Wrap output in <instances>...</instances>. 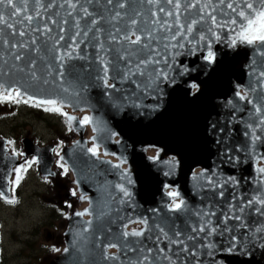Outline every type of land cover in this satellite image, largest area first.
<instances>
[{
    "label": "snow or ice",
    "instance_id": "1",
    "mask_svg": "<svg viewBox=\"0 0 264 264\" xmlns=\"http://www.w3.org/2000/svg\"><path fill=\"white\" fill-rule=\"evenodd\" d=\"M33 2L35 14H25L20 19V23L27 25L26 29H21L8 23L5 15L7 10L10 15L18 16L21 12L19 0H0V47H7L11 53L13 65L9 72H22L27 77V79L0 81V102L15 100L19 103L24 97L25 105L32 101L33 106L42 108L46 113H57L66 117L69 132L72 131L74 122L80 128L95 124L93 132L106 130L101 121H94L88 115H84L77 121L75 116L62 111L66 102L71 103L72 99H85V94L92 87L85 79V74L87 78L94 80L106 90L105 95L109 98L112 92L125 94L131 92L135 95L139 90L142 94L147 93L157 103L143 106L136 104L134 107L150 108L156 111L162 107L164 98L169 95L168 89L181 91L186 88L188 91L184 93L185 96L199 97L202 91L201 84L198 76L194 74L206 75L208 67L217 64L218 56L217 51L214 50V43L221 40V32L234 33L227 38L232 48H237L239 44L256 45L257 54L264 57V0H187V2H182V0H83V2L62 0L59 4L55 0H47L46 3L44 0H33ZM133 2L155 6L158 12H151L154 18L145 20L138 18L143 14L135 8L132 9L131 15L127 11H120L126 8V3ZM164 3L170 5L171 8L163 7ZM92 5H100L105 13H111L107 17V23L111 27L102 26L106 17L104 13L97 12L94 7L90 8ZM55 7L65 11V16L62 18L63 23H61L60 12H52L45 18L44 12ZM24 11L25 13L28 11L27 0H24ZM192 11L195 12V16H192ZM50 24L59 26L57 35H52L54 28L50 27ZM65 25H70V27L66 28ZM4 29L11 30L8 35L12 39H4ZM30 32L37 35L33 37L29 34ZM68 32L71 34H67ZM16 37L20 39L17 40ZM12 49L15 51H11ZM89 49L94 52V57L89 54ZM24 51L51 54L45 71L48 76H53L54 81L58 78V82L53 85L56 94L52 98H40L34 94L33 89L42 91L41 85H49L50 82L46 77L37 76L35 59H28L25 62V56L22 55ZM187 57L193 59L186 63ZM72 61L82 63L74 64L71 63ZM201 61L207 67H201ZM7 62L4 60V64ZM93 64L96 65L95 68H92ZM53 65H55L54 75ZM5 74L0 69V76ZM67 76H72L73 80L69 82L70 87H63ZM259 76L264 79V70L260 71ZM81 80L85 82L78 83ZM123 85H128V87L124 88ZM235 95L240 101L251 103L247 94L236 91ZM228 104L236 111H242L231 100ZM253 107L256 108L257 113H262L260 107L256 105ZM137 115H145V113L137 112ZM259 125L264 131V119H260ZM245 127L248 131H245L244 135L246 137L250 135V151L255 155L257 148L264 144V137L256 131L252 124H246ZM210 128L217 132L224 131L223 128H217L215 122L210 124ZM110 135L115 137L118 134L111 132ZM8 143L14 142L8 141ZM76 145L82 151L84 150L80 141H77ZM99 147L96 137L93 136L92 146L86 149V154L99 160L101 155ZM52 151L59 158L57 167L61 171L60 173L49 172L45 176V181L53 175L59 174L67 177L69 174V167L61 150L54 147ZM103 155L108 156L109 153L105 151ZM157 155H159V150ZM225 156L233 164L240 162L239 157H233L228 153H225ZM260 158L264 159V156ZM39 162L38 158H32L26 160L24 166H18L15 169L14 183L19 186L20 173L26 172ZM103 163L109 162L103 161ZM88 167L91 170L92 166ZM113 167L119 168L120 165H113ZM256 171L264 175V167H259ZM164 174L170 175L168 172ZM214 175L215 173L207 175L206 172H201L199 176L193 175V179H205L207 190L216 193L219 199L225 198V185L231 184L238 188L242 179L229 176L226 180L219 181L213 179ZM120 180L124 183H116L113 186L120 196L109 193L100 211L96 213L95 227L94 222L89 220L82 229L83 232L92 230V248L100 249L105 260H120L121 264H154L157 257L163 256L169 264H175L173 257L178 258L180 253H187L192 257L198 254L197 245L192 244L189 247L186 241H194L199 237V247L208 249L206 254L212 255L211 250L216 248L212 237H224L226 233L229 234L230 241L227 251L233 253L238 250L236 246L238 237L234 234L235 230L229 227V222L235 221L238 227L245 229L247 222L243 214L246 211H254L256 215L264 217V198L248 199L246 202L240 200L232 204L231 201L238 200L237 194L233 192L228 212L221 213L222 219L215 224L212 218L217 216V211L214 210L215 205L209 204L192 213L197 218L196 221L191 223L185 221L181 226L177 223L179 214L188 212L189 208L186 199L182 198L181 192L172 184L163 185L167 202H162L159 207L147 210L153 214L152 216L147 214L133 216L135 208L131 207L133 194L129 188L133 181L128 172H123ZM261 182L264 183V180ZM75 184L76 188L81 187L80 180L75 181ZM204 187L205 185L198 186L200 189ZM217 189H219L218 192ZM70 195L76 197L77 190H70ZM0 198L5 199L11 205L18 203L15 199L7 198L3 191H0ZM80 199L82 202L88 199L91 204V200L84 195H81ZM112 204H116L117 207L113 208ZM119 205L130 206L131 211L125 213ZM65 207L71 209L74 206L71 202H67ZM164 212L177 215L169 217L162 215ZM89 214H91L90 209L72 213L77 218ZM133 224H139L141 227L129 231V226ZM221 225H223L222 228ZM189 230L196 235H187ZM256 232L264 233V228H257ZM200 234L203 235L200 236ZM165 243L176 246L177 250L172 252L171 248L161 247ZM101 245H103L102 248ZM108 249H118L125 258L104 255ZM154 249L156 256L152 255ZM52 251L59 252L60 249L53 247ZM63 252L68 253L69 248H64ZM84 252L86 256H91L89 251L84 250ZM129 252L138 255L134 259L126 258ZM169 252L172 253L171 256L167 255ZM90 264H95L94 260L90 261Z\"/></svg>",
    "mask_w": 264,
    "mask_h": 264
},
{
    "label": "water",
    "instance_id": "2",
    "mask_svg": "<svg viewBox=\"0 0 264 264\" xmlns=\"http://www.w3.org/2000/svg\"><path fill=\"white\" fill-rule=\"evenodd\" d=\"M44 2L46 3L47 0ZM55 2L59 4L62 0H55ZM182 2H187V0H182ZM19 4L21 12L18 16L10 15L7 10L5 15L8 23L26 29L27 25L19 21L25 14H35V4L33 0H27V13L24 11V0H19ZM162 6L166 9L171 8L166 3ZM93 7L97 12L104 13L106 17L102 26L111 27L107 23V17L111 13H105L100 5L90 6V8ZM133 8L143 14L138 18L145 20L154 18L151 16V12H158L155 6L137 2L126 3V8L120 11H127L131 15ZM52 12H60L61 23H63L62 18L65 16V11L55 7L44 12L45 18ZM192 16H195L194 11H192ZM49 26L54 28L52 35L59 33V26L51 24ZM65 27L69 28L70 25H65ZM10 31L4 29V39H12L8 35ZM29 34L33 37L37 35L31 32ZM220 35L221 40L214 43V50L217 51L218 56L217 64L208 67L206 75L194 74L198 76L201 84L202 91L199 97L185 96L184 93L188 91L186 88L181 91L168 89L169 95L164 98L162 107L156 111H152L150 108L134 107L136 104L143 106L157 103L147 93L142 94L139 90L135 95H132L131 92L127 94L112 92L109 98L105 95L106 90L94 80L87 78L85 74V79L92 85L85 94V99H72V102H66L63 108L68 109L70 111L68 115L75 116L77 121L81 119L82 114H88L94 121H101L106 130L93 132L95 124L80 128L74 122L73 133L76 137L78 136V141L83 144L84 150L82 151L75 142H65L61 152L65 157L77 190V196L72 199V205L74 206V202H77L81 195L89 198L91 204L86 199L81 201L80 209L74 210L73 208L70 211L63 221L64 225L60 228V235L57 236L56 245L60 251L49 255L43 264H90L92 260L95 264H121L120 260H105L100 249L92 248V230L83 232L82 229L89 220L94 222L93 226L95 227L96 213L100 211L109 193L117 197L120 196L118 192H115L113 186L116 183H124L120 180L123 172H128L133 181V184L129 186L133 194L131 207L135 208L133 216L136 214L152 216L153 214L147 210L159 207L162 202H167L166 190L163 185L172 184L181 192L182 198L186 199L189 208L188 212L179 214L177 223L181 226L185 221L189 223L196 221L197 218L192 213L209 204L215 205L214 210L217 211V216L212 218L215 224L222 219L221 213L228 212L233 192L237 194L238 200L231 201L232 204H236L240 200L246 202L248 199L264 198V183L261 182L264 180V175L256 171L259 167H264V159L260 158L264 156V151H262L264 144L258 147L256 154L253 155L250 151V135L249 137L244 135L245 131H248L245 125L252 124L256 131L264 137V131L259 125L260 119H264V79L259 76L260 71L264 70V57L257 54L256 45L239 44L237 48H232L227 38H230L234 33L223 31ZM15 39L19 40L20 38L16 37ZM11 51H15V49ZM88 51L94 57V52L91 49ZM22 55L25 56V62L28 59H35L37 76L46 77L50 82L49 85H41L42 91L33 89L34 94L40 98H52L56 94L53 85L58 82V78L54 81L53 76H48L45 71L51 54L24 51ZM192 59V57H187L186 63ZM4 60L8 61L7 64H4ZM71 63L80 64L82 62L72 61ZM12 65L13 60L9 49L0 47V69L6 73L0 76V81L27 79L25 73L9 72ZM200 65L207 67L203 65L202 61ZM95 67L96 65L93 64L92 68ZM54 74L55 65H53ZM72 80V76H67L63 87H70L69 82ZM83 82L85 81L81 80L78 83ZM122 87L127 88L128 85ZM236 91L247 94L251 103L240 101L235 95ZM229 100L242 111L233 109L228 104ZM253 105L260 107L262 113H257ZM137 112H144L145 115H137ZM213 122L216 123L217 128H223L224 131L217 132L210 128V124ZM87 127L90 128L88 139L86 136ZM111 132H116L118 135L111 137ZM93 136L96 137V143L100 146L99 160L86 154V149L92 146ZM5 145L6 141L0 139V191L5 192L7 198L10 195V183L11 178L15 176V169L18 166H24L25 161L30 160L31 157L39 159L38 168L43 177L47 176L49 172L59 173L58 170H54L56 157L52 149L56 147L55 144L40 147L34 144L33 139L25 138L22 143V152H24L22 159L17 154H10ZM158 150L159 155H157ZM105 151L109 153L108 156L103 155ZM225 153L239 157L240 162L233 164L227 160ZM122 160L123 163H121ZM103 161L109 163H103ZM89 165L92 166L91 170ZM113 165H120V167L116 168ZM166 172L170 175L166 176L164 174ZM201 172H206L207 175L215 173L213 179L219 181L226 180L229 176L242 179L238 188L231 184L225 185V198L219 199L216 193L207 190L205 179H193V175L199 176ZM50 178L58 179V175H53ZM77 180H80V188H76L75 181ZM199 185H205V187L200 189ZM66 191L69 190L66 189ZM218 191L219 189H217ZM63 200L70 201L71 199L70 196H67ZM85 202L87 204L83 209ZM111 206L117 207L116 204ZM119 207L125 213L131 211V207L128 205H119ZM86 209H90L91 214L81 218L72 215L75 211ZM162 215L175 217L177 214L164 212ZM243 216L247 222L245 229L238 227L235 221L229 222V227L235 230L234 234L238 237L237 251L233 253L227 251L230 243L228 233L224 237H212L216 243V248L211 250L212 255L206 254L208 249L199 247L198 237L197 240L186 241L189 247L192 244L197 245V256L192 257L187 253H180L178 258L173 257L175 264H264V233L256 232L257 228H264V217L256 215L254 211H246ZM140 227L139 224H133L129 226L128 230ZM222 227L223 225H221ZM186 234L196 235L190 230ZM202 235L200 234V236ZM102 247L103 245H101ZM161 247L171 248L172 252L177 250L176 246L166 243ZM64 248H69V252H63ZM84 250L89 251L91 256H86ZM104 255L125 258L118 249H108ZM137 255V253L129 252L126 258L134 259ZM152 255L156 256L155 249ZM167 255L171 256L172 253L169 252ZM154 264H169V262L163 256H159Z\"/></svg>",
    "mask_w": 264,
    "mask_h": 264
},
{
    "label": "rangeland",
    "instance_id": "3",
    "mask_svg": "<svg viewBox=\"0 0 264 264\" xmlns=\"http://www.w3.org/2000/svg\"><path fill=\"white\" fill-rule=\"evenodd\" d=\"M15 112H8L7 126H14V132L9 136L13 139L15 146L20 147L23 138L34 139L39 146L49 145L53 142L61 143L58 139V133L62 134V142L72 143L75 135L68 131V126L63 116L57 113H46L36 107H27L16 105ZM20 109V112L18 113ZM29 110L42 113L47 121L40 120L36 115L30 114ZM63 111V110H62ZM14 113V116H12ZM6 125V124H5ZM5 129V128H4ZM67 137H70L67 139ZM21 139V140H20ZM22 146V145H21ZM59 176V174H58ZM20 183L17 191L18 203L5 206L0 202V264H43L57 242L53 240L51 233L60 235L58 230L63 226L64 219L70 211L80 209L81 199L74 202L73 208L63 207L66 214L60 215L56 205L60 206L63 198L70 196V190L75 189L73 183H69V177L48 180V183L39 176L33 167ZM18 186V187H19ZM64 186L65 188H63ZM65 189V190H64ZM68 189L69 191H66ZM53 197V198H52ZM50 201L56 208L49 209L45 201ZM48 202V201H47ZM53 209H55L53 211ZM61 228V227H60ZM135 229V228H133ZM31 234V240L29 235ZM28 243H25L26 241ZM56 247H58L56 245ZM26 249V250H25ZM28 256V259H19L15 256L22 252Z\"/></svg>",
    "mask_w": 264,
    "mask_h": 264
},
{
    "label": "flooded vegetation",
    "instance_id": "4",
    "mask_svg": "<svg viewBox=\"0 0 264 264\" xmlns=\"http://www.w3.org/2000/svg\"><path fill=\"white\" fill-rule=\"evenodd\" d=\"M16 105H22V106H27V107H35V106H33V103H28L27 105H25L24 103H23V100H20V102L19 103H17L15 100H13V101H10V102H0V139H2V140H5L6 141V145H5V147L7 146V148H8V150H9V152H10V154H17L18 156H19V158L20 159H22L23 158V154L21 155V154H19V153H23L22 152V143H23V140H25V138H23L22 139V141H21V144H20V147H18V145H17V147L15 146V144L14 143H12V144H9L8 143V141H13V139H11L10 138V136H9V134H10V132H14L15 130H14V126H12L11 128H9L8 126H7V124H9L8 123V115H7V113L8 112H15V108L16 107H18V106H16ZM37 109H41L42 110V108H39V107H36ZM43 111V110H42ZM20 112V109H19V111H18V113ZM29 112H30V114H34V115H36L40 120H44V121H47V119L43 116V114L42 113H38L39 115H37L36 114V112L35 111H32V110H29ZM12 116H14V113H13V115ZM6 124V125H5ZM5 128V129H4ZM62 137V134L61 133H58V139H59V141L61 142V143H58V142H53V143H51V144H55L56 145V148H61V146H62V144H63V142H62V140L60 139ZM21 140V139H20ZM14 142V141H13ZM22 145V146H21ZM58 161V160H57ZM57 161L55 162V166H54V170L56 171V170H58L59 171V173H60V169L57 167ZM35 168V170H36V165H33L30 169H28L26 172H21L20 173V176H21V182L20 183H24L25 181H24V179L27 177V175H28V173L30 172V170L32 169V168ZM36 172H37V170H36ZM38 173V172H37ZM39 174V173H38ZM40 176V175H39ZM61 176H63V175H60V177ZM41 177V176H40ZM42 178V177H41ZM65 178H67V177H65ZM44 180H45V178H43ZM49 180V179H48ZM48 180L46 181L47 183H48ZM14 181H15V176H13L12 178H11V183H10V195H9V199H15V200H18V197H17V194H18V190H19V188H20V186L18 187L15 183H14ZM53 198V197H52ZM52 198H50V199H47V201H45L46 202V204L47 205H49L48 207H49V209H52V208H58V211H59V213H60V215H63V214H66V211H64L63 210V207H65V205H66V203L65 202H62L61 203V205L60 206H54V204L53 203H51L50 201L52 200ZM0 202L3 204V205H5V206H10L11 204H8L7 202H6V200L5 199H3V198H0ZM55 209H53V211H54ZM65 212V213H64ZM58 230H59V228H58ZM52 236V238H53V240L56 242V238H55V234H52L51 235ZM28 240H31V234L29 235V239ZM26 241L25 243H28L29 241ZM54 247H56L55 246V244L53 245ZM57 248V247H56ZM26 250V249H25ZM1 256H2V254H1V252H0V259H1ZM15 258L17 259V258H19V259H25V260H27L28 259V256H26V254L24 253V251L20 254V255H18V256H15Z\"/></svg>",
    "mask_w": 264,
    "mask_h": 264
},
{
    "label": "bare ground",
    "instance_id": "5",
    "mask_svg": "<svg viewBox=\"0 0 264 264\" xmlns=\"http://www.w3.org/2000/svg\"><path fill=\"white\" fill-rule=\"evenodd\" d=\"M25 98L24 97H22L21 98V100H24ZM92 100V99H91ZM30 103H33L32 101H30ZM62 110L64 111V112H67L68 114L70 113V111L68 110V109H66V108H62ZM84 115H88V114H86V113H84V114H82L81 115V119L83 118V116ZM64 119H65V121H66V124H67V126H68V121H67V119H66V117H64ZM71 133H73V130L71 131ZM88 133H90V128L89 127H87V134H86V136H87V139H88ZM74 134V133H73ZM70 137H67V139H69ZM34 140V139H33ZM78 141V136L76 137V135H75V137H74V140H73V142H77ZM34 144L35 145H38L39 143H36L35 141H34ZM50 145V144H49ZM63 145H64V142H63V144H62V146H61V148H60V150L62 149V147H63ZM39 146V145H38ZM46 146H48V144L47 145H45V146H40V147H46ZM24 153V152H23ZM54 154V153H53ZM54 156L56 157V161L57 160H59V158L54 154ZM33 157H31V159H32ZM36 170H37V172L39 173V175L42 177V178H45V177H43L41 174H40V172H39V168H38V164H36ZM46 176V175H45ZM56 177V176H55ZM67 177H69V179H70V181H69V183H74V179H72V175L70 174V169H69V174H68V176ZM65 178V176H61L60 177V175L58 176V179H55V180H57V181H59L60 179H64ZM50 179H52V178H49V180ZM139 196V195H138ZM62 202H65V203H67V201L66 200H64V201H62ZM86 204H87V202H85V204H84V206H83V209H85V206H86ZM56 206H58V205H56ZM153 207V206H152ZM65 213V212H64ZM64 215V214H63ZM87 217V216H86ZM61 227V226H60ZM60 227H59V231H60ZM51 235H52V233H51ZM57 236L58 235H56V233H55V238L57 239ZM55 239V240H56ZM55 246H56V243H55ZM52 253H54V252H51L49 255H52ZM0 263H1V259H0Z\"/></svg>",
    "mask_w": 264,
    "mask_h": 264
}]
</instances>
